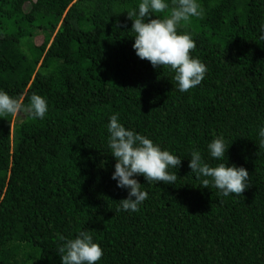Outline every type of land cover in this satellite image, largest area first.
Here are the masks:
<instances>
[{
  "label": "trees",
  "instance_id": "trees-1",
  "mask_svg": "<svg viewBox=\"0 0 264 264\" xmlns=\"http://www.w3.org/2000/svg\"><path fill=\"white\" fill-rule=\"evenodd\" d=\"M140 2L0 0V91L48 104L43 119L0 117V264H62L81 231L97 264H264V0H197L202 17L177 26L207 67L188 92L136 55L127 12ZM112 115L181 159L175 184L133 177L148 193L137 212L116 211L129 190L112 179ZM192 151L247 169L243 196L202 188Z\"/></svg>",
  "mask_w": 264,
  "mask_h": 264
},
{
  "label": "clouds",
  "instance_id": "clouds-1",
  "mask_svg": "<svg viewBox=\"0 0 264 264\" xmlns=\"http://www.w3.org/2000/svg\"><path fill=\"white\" fill-rule=\"evenodd\" d=\"M172 5L168 11L169 4L165 0H141L138 14L135 10L127 12L128 18L134 21L131 29L135 34L133 49L141 60L149 61L154 68L171 69L179 91L188 92L201 84L207 67L191 56L196 43L190 35L178 34L177 26L181 21L190 22L192 17H202L203 12L197 0H172ZM154 13L166 15L163 19H152ZM261 38L264 39V36ZM22 111L31 119H43L48 104L42 96L33 93L25 108L20 100L0 91V117L15 116ZM108 132V146L117 161L112 179L118 182L119 188L129 190L128 197L119 201L120 207L116 211L137 212L148 193L141 190V183L133 177L142 175L148 183L175 184L177 174H170L168 170L169 167L177 169L181 159L162 150L146 136L126 129L117 115L110 117ZM258 135L259 147L264 148V127L259 129ZM208 151L213 160L223 159L227 152L223 138L210 142ZM189 167L200 180L202 188H210L211 185L225 197L231 194L243 196L249 187L247 169L235 165L229 167L224 163L210 166L198 151H192ZM59 253L62 264H97L104 255L102 247L93 241L89 231H81L75 239L66 240Z\"/></svg>",
  "mask_w": 264,
  "mask_h": 264
},
{
  "label": "rangeland",
  "instance_id": "rangeland-1",
  "mask_svg": "<svg viewBox=\"0 0 264 264\" xmlns=\"http://www.w3.org/2000/svg\"><path fill=\"white\" fill-rule=\"evenodd\" d=\"M3 194H0V197H2Z\"/></svg>",
  "mask_w": 264,
  "mask_h": 264
}]
</instances>
